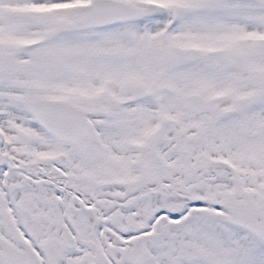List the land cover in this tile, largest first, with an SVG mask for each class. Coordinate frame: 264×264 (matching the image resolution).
Masks as SVG:
<instances>
[{"label":"snow or ice","instance_id":"obj_1","mask_svg":"<svg viewBox=\"0 0 264 264\" xmlns=\"http://www.w3.org/2000/svg\"><path fill=\"white\" fill-rule=\"evenodd\" d=\"M0 264H264V0H0Z\"/></svg>","mask_w":264,"mask_h":264}]
</instances>
